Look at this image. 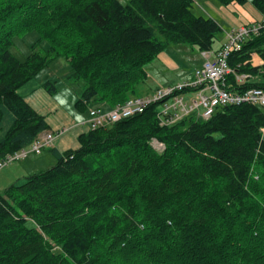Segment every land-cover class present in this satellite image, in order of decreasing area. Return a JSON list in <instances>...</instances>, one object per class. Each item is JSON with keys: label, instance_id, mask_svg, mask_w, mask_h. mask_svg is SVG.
Masks as SVG:
<instances>
[{"label": "trees", "instance_id": "trees-1", "mask_svg": "<svg viewBox=\"0 0 264 264\" xmlns=\"http://www.w3.org/2000/svg\"><path fill=\"white\" fill-rule=\"evenodd\" d=\"M251 4L264 16V0ZM192 5L0 0V161L47 130L25 96L38 88L34 79L50 61L64 59L69 80L82 82L75 108L86 112L138 96L145 67L171 44L211 51L221 28L195 15ZM31 33L38 40L20 60L14 43ZM228 65L248 76L237 85L229 75L231 89L264 90V28ZM42 88L57 91L48 82ZM157 111L151 105L88 130L77 149L51 150L53 167L4 189L0 264H264L263 109L227 106L206 121L168 127L160 126ZM153 139L162 152L153 149ZM97 207L101 216L90 224Z\"/></svg>", "mask_w": 264, "mask_h": 264}, {"label": "built area", "instance_id": "built-area-1", "mask_svg": "<svg viewBox=\"0 0 264 264\" xmlns=\"http://www.w3.org/2000/svg\"><path fill=\"white\" fill-rule=\"evenodd\" d=\"M262 28L264 17L259 22L225 32L223 44L214 52H202L203 63L193 70L188 79L175 85L157 88L149 95L129 98L109 110L90 109L87 119L79 125L86 124L93 130L142 114L151 105L158 106L156 118L160 126L164 127L187 119L206 121L218 109L227 106L250 104L264 111V90L259 88L235 90L227 83L229 75H234L237 85H241L247 79V75H237L229 67L228 59L232 53L240 51L242 44ZM67 131L68 127H62L55 132L40 133L29 146L7 155L0 161V170L29 155H40L44 150L52 148L54 141ZM261 133L264 137V128ZM150 144L157 152H162L165 148L155 139Z\"/></svg>", "mask_w": 264, "mask_h": 264}, {"label": "rangeland", "instance_id": "rangeland-1", "mask_svg": "<svg viewBox=\"0 0 264 264\" xmlns=\"http://www.w3.org/2000/svg\"><path fill=\"white\" fill-rule=\"evenodd\" d=\"M118 1L122 4H126L129 0ZM192 12L195 15L209 17L219 25L221 31L216 36L215 46L222 41H225V32L233 28H238L241 25H247L253 19L259 21L262 18L261 15L252 6L251 0H246L243 5L231 4L228 6L221 5L217 0H193ZM37 40V35H35L34 33L27 35L22 40H18L14 43L15 45L13 47V53L18 59L24 60L27 55L31 53V47L34 43L37 42ZM39 47H43L42 43H40ZM171 59L174 61V63L182 65L183 69L175 72L170 71V69L166 65L162 66L161 62H159L158 59L152 61L145 67L148 77L145 81V84L142 85V88L139 90L138 96H144L148 94L149 88L153 89L158 85L159 87H163L166 85L177 83L176 80L179 78L182 72L190 71V69L196 66L198 62H201V60H199V54L197 52L194 55L190 56L189 60L183 59L182 57ZM179 62H181V64ZM70 74L71 70L69 64L64 59L57 58L50 61L45 67H43L36 75L34 81L36 80V82L39 84H44L45 82L53 84L56 87L57 91L55 94L49 96L57 104L59 110L63 111L70 119L76 120L86 116V112L88 109L86 110V112H83L75 108V103L79 99L83 86L82 82H73L69 80L68 77L70 76ZM22 92L23 90L21 91V93ZM28 163L29 165H32L34 167L39 166L36 170L44 171L53 167L56 163V160L49 151H43L40 155H29L24 160L15 161L8 164L0 170V193H2L3 190L11 184L21 183L24 181L26 176H30L31 173L26 175L24 174L25 170H23L25 165L27 166ZM94 212L96 214V217H93V219L90 220V224L93 222V220H99L102 209L97 207ZM139 240L143 241L142 236H139ZM146 240H149V238H147ZM261 246L264 250V244H262ZM117 248L118 247L115 246V249Z\"/></svg>", "mask_w": 264, "mask_h": 264}, {"label": "crops", "instance_id": "crops-1", "mask_svg": "<svg viewBox=\"0 0 264 264\" xmlns=\"http://www.w3.org/2000/svg\"><path fill=\"white\" fill-rule=\"evenodd\" d=\"M261 17H262V15H261ZM253 22H256V19H253L247 25H250ZM241 26H244V25H241ZM223 42L224 41H222L221 43H219L216 46L214 43L212 52L218 50V48L223 44ZM196 52L199 54V60H201V62H198V64L196 66L192 67L190 69V71L182 72V74L176 80L177 83H180V82H183L184 80L188 79L191 76L193 70L196 67L200 66L201 63H203L204 57H203L202 53L196 51L194 48L187 46V45L171 44L163 52H161L157 56L156 59H158L159 62H161L162 66L166 65L170 69V71L175 72V71L182 70L183 67H182V65L174 63V61L171 58L182 57L183 59L189 60L190 56L194 55ZM179 63L181 64V62H179ZM253 64L254 65L261 64V61L257 57H254ZM147 77H148V75H147ZM35 83H36V85H38V88L33 90V89H31V87H29L27 89L28 92L25 96V100L36 112H38L40 115L44 116L46 123H47V130L46 131L55 132L62 127H68V131L62 137H60L54 141L53 147L50 149L44 150V151H49L51 153V150H55L58 153H63L67 150L77 149L78 137L81 134L86 133L89 130V128L86 124H84V125L80 124L79 125V123L86 120V116H84L83 118H80V119H76V120L70 119L63 111L59 110L57 104L49 96V94L46 92V90L42 88L43 84L37 83L36 80H35ZM177 83H175V84H177ZM175 84H170V85H175ZM166 86H169V85H166ZM157 88H160L159 85L153 89L149 88L148 94H150L151 92H153ZM38 167L39 166L34 167L32 165H29V163H28V165L27 166L25 165V167L23 168V170H25L24 174L28 175L29 173H31L30 175H33V174L38 173V171L39 172L43 171V170H36V169H38Z\"/></svg>", "mask_w": 264, "mask_h": 264}]
</instances>
